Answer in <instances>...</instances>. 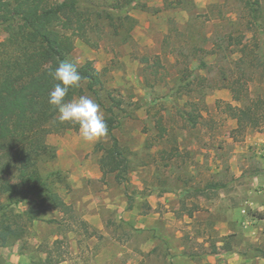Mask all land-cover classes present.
Masks as SVG:
<instances>
[{
    "label": "rangeland",
    "instance_id": "1",
    "mask_svg": "<svg viewBox=\"0 0 264 264\" xmlns=\"http://www.w3.org/2000/svg\"><path fill=\"white\" fill-rule=\"evenodd\" d=\"M114 16L77 38L71 57L102 75L99 101L86 95L120 102L113 136L129 152L128 182L100 170L110 137L50 135L56 158L42 170L61 172L53 184L74 214L41 195L14 207L26 230L0 246V264L45 260L53 247L60 264H264V135L236 130L221 109H243L223 74L264 100V0H136Z\"/></svg>",
    "mask_w": 264,
    "mask_h": 264
},
{
    "label": "trees",
    "instance_id": "2",
    "mask_svg": "<svg viewBox=\"0 0 264 264\" xmlns=\"http://www.w3.org/2000/svg\"><path fill=\"white\" fill-rule=\"evenodd\" d=\"M135 1L114 0L108 6L91 2L83 7L79 0H0V35H4L0 41V246L13 245L24 235V214L14 207L32 196L41 195L43 204L65 217L74 214L53 184V178L62 180L61 172L42 170V164L56 158L48 137L78 130L70 123L55 122V114L47 103L55 83L49 69H55L62 61L75 63L71 57L75 40L100 25V21L113 15L117 18ZM247 6L258 11L251 2ZM78 71L82 76L80 87L70 89L66 99L89 93L99 101L103 89L101 73L90 61L78 64ZM233 78L223 74L224 87L243 109L240 112L238 106L225 103L222 112L236 122V130L251 128L264 135V100H252L245 87L247 83ZM110 100L109 107L99 103L106 113V137L111 142L107 147H99L103 151L100 170L104 176L114 175L118 183H127L129 152L113 136L119 125L114 109L120 107V102ZM220 187L208 184L206 189ZM258 219L264 220V215ZM53 248L47 251L45 260L32 264H60L63 260L53 256Z\"/></svg>",
    "mask_w": 264,
    "mask_h": 264
},
{
    "label": "clouds",
    "instance_id": "3",
    "mask_svg": "<svg viewBox=\"0 0 264 264\" xmlns=\"http://www.w3.org/2000/svg\"><path fill=\"white\" fill-rule=\"evenodd\" d=\"M55 82L47 103L54 112L55 122L70 123L78 128V136L87 143H95L108 134V125L99 103L89 95L66 99L69 90L79 88L82 76L78 64L62 61L48 73Z\"/></svg>",
    "mask_w": 264,
    "mask_h": 264
}]
</instances>
